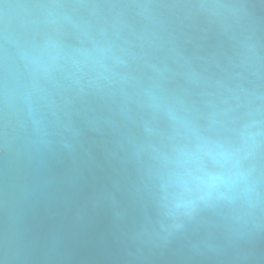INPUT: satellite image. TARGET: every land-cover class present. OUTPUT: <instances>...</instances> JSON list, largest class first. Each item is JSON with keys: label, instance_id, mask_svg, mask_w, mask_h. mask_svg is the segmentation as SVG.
Segmentation results:
<instances>
[{"label": "water", "instance_id": "95a60500", "mask_svg": "<svg viewBox=\"0 0 264 264\" xmlns=\"http://www.w3.org/2000/svg\"><path fill=\"white\" fill-rule=\"evenodd\" d=\"M0 264H264V0H0Z\"/></svg>", "mask_w": 264, "mask_h": 264}]
</instances>
